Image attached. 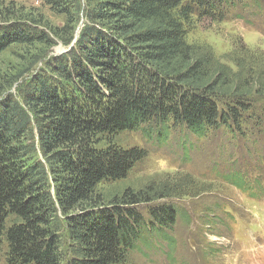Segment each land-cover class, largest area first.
Segmentation results:
<instances>
[{
    "label": "trees",
    "instance_id": "1",
    "mask_svg": "<svg viewBox=\"0 0 264 264\" xmlns=\"http://www.w3.org/2000/svg\"><path fill=\"white\" fill-rule=\"evenodd\" d=\"M45 1L67 15V44L85 21L69 51L0 100V263L130 264L140 246L172 243L179 211L166 200L209 188L185 174L108 198L103 187L127 179L147 156L119 135L162 127L245 137L262 129L264 113L250 110L264 100V50L240 40L222 62L189 33L244 10L262 13L264 0ZM1 16L0 53L55 43L36 23ZM256 139L246 146L262 153Z\"/></svg>",
    "mask_w": 264,
    "mask_h": 264
},
{
    "label": "rangeland",
    "instance_id": "2",
    "mask_svg": "<svg viewBox=\"0 0 264 264\" xmlns=\"http://www.w3.org/2000/svg\"><path fill=\"white\" fill-rule=\"evenodd\" d=\"M0 4V13L10 16L8 21L36 23L55 41L51 46L13 44L0 53L1 100L7 94H17L18 81L42 67L49 57L69 51L79 35L76 37V33L73 42L67 44L71 28L67 15L45 0H0ZM242 15L198 25L190 31L189 40L210 45L217 57L224 58L222 62L239 49L240 40L251 50H264V9L257 14L244 10ZM84 21L83 17L78 30ZM261 100L254 101L252 114L264 113ZM252 114L248 112L247 116ZM248 127L253 126L246 124L243 128ZM161 128L119 135L123 146H140L147 150V156L127 179L103 187L107 197L129 186L141 188L153 178H180L185 174L209 190L199 196L166 200L179 211L175 229L168 234L172 243L165 240L148 248L140 246L131 255L130 264H264V127L245 137L221 128L201 138L179 128ZM257 137L262 153L246 146L252 147ZM0 264H6L4 258Z\"/></svg>",
    "mask_w": 264,
    "mask_h": 264
},
{
    "label": "water",
    "instance_id": "3",
    "mask_svg": "<svg viewBox=\"0 0 264 264\" xmlns=\"http://www.w3.org/2000/svg\"><path fill=\"white\" fill-rule=\"evenodd\" d=\"M79 31H80V29H79V30H77V34H76V37H77V36L79 35ZM60 52H61V51H60ZM60 52H59V53H60Z\"/></svg>",
    "mask_w": 264,
    "mask_h": 264
}]
</instances>
